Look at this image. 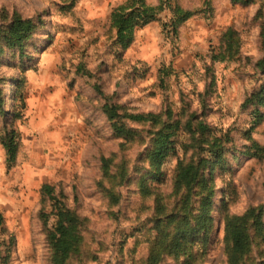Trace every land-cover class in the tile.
I'll return each instance as SVG.
<instances>
[{
  "label": "rangeland",
  "instance_id": "374dc122",
  "mask_svg": "<svg viewBox=\"0 0 264 264\" xmlns=\"http://www.w3.org/2000/svg\"><path fill=\"white\" fill-rule=\"evenodd\" d=\"M124 1L0 0L1 29L15 16L33 25L22 46H0V135L14 129L20 138L11 167L0 140V264H52L51 220L46 227L41 218L52 197L81 223V248L66 264H146L185 227L182 254L163 250L160 264H227L223 214L264 204V161L252 147L264 145V0H168L126 49L109 19ZM178 9L192 16L174 29ZM104 102L132 133L114 131ZM149 113L160 123L128 117ZM192 114L209 125L203 138L184 128ZM163 124L178 126L154 164ZM216 136L223 153L215 163L205 140ZM190 159L206 160V180L182 203L173 176ZM204 195L208 230L193 232ZM262 250L254 245L251 261Z\"/></svg>",
  "mask_w": 264,
  "mask_h": 264
},
{
  "label": "trees",
  "instance_id": "16d2710c",
  "mask_svg": "<svg viewBox=\"0 0 264 264\" xmlns=\"http://www.w3.org/2000/svg\"><path fill=\"white\" fill-rule=\"evenodd\" d=\"M167 1L168 0H159L158 5H150L145 0H125L112 9L109 18L110 27L114 31L116 41L120 42L123 49H126L132 42L134 30L155 20L156 15L164 9V2ZM232 1L239 2L241 0ZM244 2H248V0H244ZM175 14L176 16L173 23L174 29L192 16L191 12L181 9H178ZM32 31L33 25L30 21L15 16L5 25L4 29H1L0 26V46H2V42H5L9 47L22 46V43L30 38ZM1 49L2 48H0V50ZM260 66L264 71V52L263 59L260 61ZM25 82L26 79L22 76L19 81L20 85ZM3 97H6L5 93ZM253 99L254 97L251 96L245 101L244 105L252 103ZM257 99L259 105L264 106V96L262 98L257 97ZM117 108V106L108 102H104L101 105L102 111L111 122L112 128L117 134L132 133L131 130L126 129L120 124V115ZM128 117L134 122L150 120L155 124L160 123L158 116L150 113L146 115H129ZM262 117L261 113H257L255 116L256 122H260ZM196 119V114H192L188 117L184 128L186 131L188 130L187 132L193 135L198 134L203 138L205 133L210 129L209 125L202 120L196 121ZM177 126V124H163V126L155 132V148L150 153L151 161L154 164H159L170 148L173 130ZM222 138L223 136H216L209 140H205L210 144L213 156H216L215 163L219 159V155L223 153V148L220 144ZM0 140L6 153V163L8 167H11L16 159L20 138L16 135V131L12 129L10 132L0 135ZM252 147L254 148L253 155L264 161V145H259L252 141ZM205 163L206 160L196 159L179 161L177 163L173 176V191L175 195H182V203L188 202L194 189L198 185L205 183ZM214 164L211 166V170L214 169ZM104 165H107V162H105ZM41 192L43 195L52 196L53 187L49 184H44L41 187ZM210 197L211 195H204L201 198L202 211L197 219L198 223L196 227L191 228L193 232L208 230L210 221ZM52 199L51 210L49 212H42L41 214L42 221L46 227L51 220L49 229L46 231L49 258L52 264H66L81 248L83 241L81 223L77 215L72 210L68 209L64 202L55 197H52ZM263 217L264 204L249 206L242 214H223L222 221L227 264H246L247 262L248 264H264ZM185 231L189 233V227L180 229L171 240L170 246H159V244H157L156 247L152 248L147 256L146 264H160L163 250L175 256L182 254V246L185 243ZM254 245H259L263 248L260 252L262 253V258L259 262H256L254 259L251 261L250 259Z\"/></svg>",
  "mask_w": 264,
  "mask_h": 264
},
{
  "label": "bare ground",
  "instance_id": "6f19581e",
  "mask_svg": "<svg viewBox=\"0 0 264 264\" xmlns=\"http://www.w3.org/2000/svg\"><path fill=\"white\" fill-rule=\"evenodd\" d=\"M5 94H6V97L9 99V96H10L9 91H7ZM8 99H7V101H8Z\"/></svg>",
  "mask_w": 264,
  "mask_h": 264
}]
</instances>
